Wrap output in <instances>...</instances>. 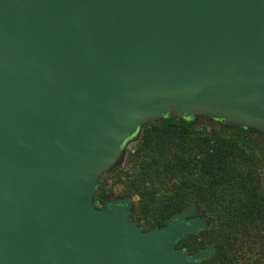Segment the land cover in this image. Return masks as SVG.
<instances>
[{
	"label": "water",
	"instance_id": "95a60500",
	"mask_svg": "<svg viewBox=\"0 0 264 264\" xmlns=\"http://www.w3.org/2000/svg\"><path fill=\"white\" fill-rule=\"evenodd\" d=\"M261 98L264 0H0V264L212 258L178 247L210 227L194 204L144 230L98 178L170 106L264 124Z\"/></svg>",
	"mask_w": 264,
	"mask_h": 264
},
{
	"label": "trees",
	"instance_id": "16d2710c",
	"mask_svg": "<svg viewBox=\"0 0 264 264\" xmlns=\"http://www.w3.org/2000/svg\"><path fill=\"white\" fill-rule=\"evenodd\" d=\"M113 172L114 184L136 199L131 219L145 230L197 204L210 227L179 248L193 254L214 244L216 254L202 264H264V135L164 118L144 126ZM114 196L100 186L94 201L103 207Z\"/></svg>",
	"mask_w": 264,
	"mask_h": 264
},
{
	"label": "rangeland",
	"instance_id": "374dc122",
	"mask_svg": "<svg viewBox=\"0 0 264 264\" xmlns=\"http://www.w3.org/2000/svg\"><path fill=\"white\" fill-rule=\"evenodd\" d=\"M259 104L262 107H264V98L260 99ZM262 114L263 113L261 111H259V115L261 116ZM173 116H177L179 118H182V119L188 120V121H194V122H197L199 124H202V123L212 124L216 127H222L225 130H227L228 132L243 129L245 132H247L249 134L254 133V134H263L264 135V124H258L256 122L243 123L242 121L237 120L233 116L230 119V118H228V115L226 114V112L222 106H216V107H212L210 109L196 108L188 115H185V114L179 112V110H177L175 107L170 106L167 110V114L164 115L163 117L144 119L143 122H141L139 124L137 130L133 134H131L130 136L125 138V140L122 142V144L120 146L118 157L114 161L112 167L109 170L104 171L100 175V177L98 178V182H99L100 186L113 189V191L115 193L114 199L124 200L126 198H129L127 193L125 192V188L122 184H114L116 178H115V172H113V171L119 165L125 166V164L128 160L129 152L137 145V143H138V141L142 135L143 126L145 124H147L148 122L159 121L161 119L170 118ZM263 119H264V117L261 118V120H263ZM132 201H133L132 202L133 203L132 208L134 210L135 205H136V199L133 198ZM193 207L196 209L195 216L198 217L199 219L205 220V218H203L201 216L200 207L197 204H194ZM132 221L135 222L134 220H132ZM136 223L139 225L138 222H136ZM140 227L142 229H144L143 226H140ZM187 251L191 254L190 249L188 247H187Z\"/></svg>",
	"mask_w": 264,
	"mask_h": 264
}]
</instances>
